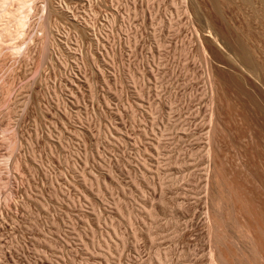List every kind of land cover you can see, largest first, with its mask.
<instances>
[{"label": "rangeland", "instance_id": "1", "mask_svg": "<svg viewBox=\"0 0 264 264\" xmlns=\"http://www.w3.org/2000/svg\"><path fill=\"white\" fill-rule=\"evenodd\" d=\"M218 2L0 0V264H264L262 4Z\"/></svg>", "mask_w": 264, "mask_h": 264}, {"label": "bare ground", "instance_id": "2", "mask_svg": "<svg viewBox=\"0 0 264 264\" xmlns=\"http://www.w3.org/2000/svg\"><path fill=\"white\" fill-rule=\"evenodd\" d=\"M218 1L219 0H209V2L211 3V6L213 8L212 10L214 11L215 15H217L219 17L220 21L223 24H225V20L223 18V14H222L223 10L220 8L222 5L219 6ZM244 1H245V3L247 2V4H253L254 5V3H252L253 0H244ZM260 2L262 4V6H261V9L257 10V12H258L259 17L261 18L260 20H262L264 22V0H260ZM257 3H259V2H257ZM22 24L24 25V23H22ZM207 36L212 41L211 43H214L216 50L217 49L221 50L223 47H226L228 50L232 51L236 55V57H237L236 59L238 60L239 64H241V66H243L253 76L255 75L257 78V76L259 77V76H261V74H263V72L259 66L258 60L255 58V56L249 50V48L246 47V45L244 44V42L242 40L243 39L242 37H241L242 39L239 36L235 37L234 42L230 44L229 41H227V40L224 41L225 37L224 38L223 37L221 38V36L218 37L217 34L215 32H212L211 30L208 31ZM204 51H205V49H204ZM212 262L214 264H217V260L214 258V256H212Z\"/></svg>", "mask_w": 264, "mask_h": 264}]
</instances>
